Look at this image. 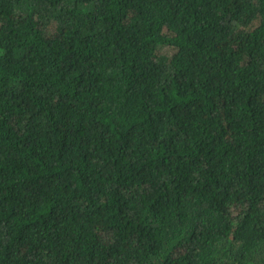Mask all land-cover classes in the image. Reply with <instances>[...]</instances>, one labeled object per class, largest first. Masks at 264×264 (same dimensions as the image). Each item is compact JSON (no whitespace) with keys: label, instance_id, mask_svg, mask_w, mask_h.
Listing matches in <instances>:
<instances>
[{"label":"trees","instance_id":"16d2710c","mask_svg":"<svg viewBox=\"0 0 264 264\" xmlns=\"http://www.w3.org/2000/svg\"><path fill=\"white\" fill-rule=\"evenodd\" d=\"M0 264H264V0H0Z\"/></svg>","mask_w":264,"mask_h":264}]
</instances>
